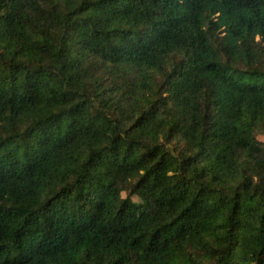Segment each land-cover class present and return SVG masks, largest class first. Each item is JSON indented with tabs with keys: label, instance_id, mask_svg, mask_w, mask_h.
Returning <instances> with one entry per match:
<instances>
[{
	"label": "trees",
	"instance_id": "16d2710c",
	"mask_svg": "<svg viewBox=\"0 0 264 264\" xmlns=\"http://www.w3.org/2000/svg\"><path fill=\"white\" fill-rule=\"evenodd\" d=\"M264 0H0V264H264Z\"/></svg>",
	"mask_w": 264,
	"mask_h": 264
},
{
	"label": "rangeland",
	"instance_id": "374dc122",
	"mask_svg": "<svg viewBox=\"0 0 264 264\" xmlns=\"http://www.w3.org/2000/svg\"><path fill=\"white\" fill-rule=\"evenodd\" d=\"M262 140H264V137H261Z\"/></svg>",
	"mask_w": 264,
	"mask_h": 264
}]
</instances>
